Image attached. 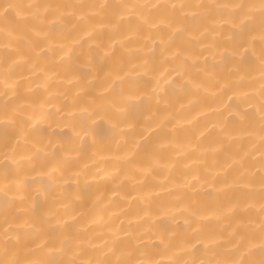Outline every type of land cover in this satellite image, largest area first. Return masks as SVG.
Segmentation results:
<instances>
[{
    "label": "snow or ice",
    "instance_id": "obj_1",
    "mask_svg": "<svg viewBox=\"0 0 264 264\" xmlns=\"http://www.w3.org/2000/svg\"><path fill=\"white\" fill-rule=\"evenodd\" d=\"M0 36L4 38L0 120L14 125L24 118L26 108L31 109L17 145H4V159L15 155L21 140L34 149L21 158L29 166L23 180L10 171L13 164L18 169L20 161L3 165L0 198L15 211L5 214L0 264H264V0L135 4L0 0ZM69 40L71 46L65 43ZM85 45L88 52L103 48L108 57L119 46L126 49L127 59L102 75L91 68L84 72L80 57L88 53L76 49ZM150 45L155 46L154 61L159 49L163 57L159 67L170 69L166 74L150 75L149 61L141 59ZM54 48L64 55L45 71L42 60ZM20 64L41 77L38 88L48 91L49 81L67 87L39 104L24 102L9 84ZM144 77L153 85L151 93L140 86ZM166 90L192 97L188 105L198 103L201 109L210 108L209 98L220 107L227 98L229 119L193 129L180 144L177 128L192 124L195 117L181 122L170 113L157 119L148 101L155 98L159 105L166 100ZM52 108L55 112L49 111ZM101 114L115 121L121 139L128 137L123 155L116 157L124 170H117L112 194L137 200L140 207L135 226L128 220L125 227L120 216L116 225L111 215L107 221L101 215L108 235L97 245L84 239L86 229L76 227L83 212L71 208L74 202L62 192L65 174L85 176L86 161L98 155L94 145L74 143L79 137L75 129ZM57 115L74 136L53 139ZM33 134L38 137L35 144ZM185 149L196 154V166L177 180L171 175L175 165L165 156L186 154ZM162 171L169 173L163 182L156 180ZM149 179L154 183L142 194L139 189ZM126 185H132L136 194L121 196ZM202 190L208 199L200 198ZM104 211L111 212L107 206ZM178 215L184 222L179 233L154 231L158 217L175 220Z\"/></svg>",
    "mask_w": 264,
    "mask_h": 264
},
{
    "label": "bare ground",
    "instance_id": "obj_2",
    "mask_svg": "<svg viewBox=\"0 0 264 264\" xmlns=\"http://www.w3.org/2000/svg\"><path fill=\"white\" fill-rule=\"evenodd\" d=\"M23 2H31V0H23ZM56 2L80 4L96 3L98 0H56ZM99 2L135 4L148 2V0H99ZM151 2L166 3L169 2V0H151ZM181 2L215 3L221 2V0H181ZM245 2L255 3L257 0H245ZM99 22L106 23L104 20ZM105 35H107V32H105ZM65 43L71 46L70 40L65 41ZM3 44L4 38L3 36H0V92L4 91L2 65ZM152 47L155 46L150 45L148 48L144 49V52L140 54L141 59H147L149 61V65L152 68L150 75L158 73L166 74L170 69L167 65L164 67H159L158 62L163 59V57L160 56L159 49L156 51L155 61L153 60L151 51ZM76 51L77 53H88L86 56L81 55L80 57L81 63L84 65V72H88L91 68L95 70L94 74L98 72L100 75H102L104 71L115 70L121 62H124L127 59L126 49H121L119 46L115 47L114 55L111 57L105 55L103 48L93 52H88V45H85L83 49L77 48ZM63 55V52H57V50L54 48L47 54V57L42 60L44 70L47 71L48 68L52 67L54 62L58 61ZM165 55H167V53H165ZM137 62L138 61L133 60V63ZM133 75L135 76V73H133ZM169 78L171 79L172 77ZM87 79H91V77H87ZM40 80L41 77L37 74H33L29 65L20 64L13 70L9 84L15 88L16 93L19 94V96L22 98V101L35 102L36 104L49 99L50 95L54 97L57 92L63 91L65 87H67V85L62 82L49 81L47 85L48 91H45L44 88L37 87V85L40 83ZM147 80L148 77L142 78L140 80V86L146 87L149 93H151L153 85L147 84ZM160 83L161 87H163V80H161ZM10 98L15 99L14 97ZM190 98L192 97H186L184 93H180L178 96H176L172 95L170 90H166V100L161 99L159 105L156 104L155 98L148 101V103L151 104L157 119H164L168 117L170 113L177 115L181 122L185 117L187 119H192L195 117V119H192V124H183L182 127L177 128L176 138L177 142L180 144L185 143V137L190 136L193 129L203 130L205 127L209 126V121L229 119V113L226 111V109L230 101H228L227 98H225L223 101V107H220V105H218L214 100L209 98L208 104L210 105V108L205 109H201L198 103L188 105V99ZM180 103H184L185 107L183 109L180 108ZM0 106H2V100H0ZM217 108H219V111L212 110ZM49 111L55 112V109L52 108L49 109ZM201 111L203 114H198ZM29 115H31V109L26 108L24 118L22 120L17 119L14 125L6 126L5 123L0 120V180H2L3 165L5 163L12 164L13 160L20 161V166L18 169L15 164H13L12 168L10 169L11 172L18 173L17 178L19 180H23L26 173H28L29 166L21 158L26 154L27 151L34 150L32 149V144L26 145L21 140L15 155L9 153L11 159L8 161H5L4 159V153L6 151L4 145L6 143L17 145V137L20 134L21 128L26 127L24 121L28 119ZM53 119L55 121L52 127V131L54 132L53 139H57L62 136H74L72 129L65 124L62 116L57 115ZM114 123L115 121L101 114V116L92 117V119L88 121L86 127H76L75 130L79 132V137L75 139L74 143L78 145L81 142L86 141L89 144L95 146L96 150H98V155L93 157L91 160L86 161L89 164V169L85 176L77 177L73 176L70 172L66 173L64 177L66 182L63 184L62 196L65 197L67 201L74 202L71 203V208H75L83 212L82 216L77 217L78 223L76 227L86 229V232L84 233V239L97 245L101 244L103 237L108 235L107 228L104 226V221L100 220L101 215L104 216L105 221H107L111 215V219L116 225L119 224V220L116 217L120 216L125 220V227L127 226L128 220H132L133 226H135L137 223L135 213L140 207L139 201L132 200L130 197H128L130 192L132 195L136 194L132 190V185H126L121 190V196L128 197L127 199L122 200L120 197L114 196L112 194L113 178L117 170H124L123 161L117 160L116 157L123 155L124 143L125 140L128 139L127 136H125L124 139H121L120 130L113 127ZM46 134L47 133H44L42 135ZM37 139L38 137L33 134L32 143L35 144ZM201 141L205 143L207 142L205 137H202ZM185 152L186 154L183 155H176L173 153L170 157L168 155L165 156V159H170V162L175 165V167L171 170V175L177 180L183 173L190 171L196 166L193 162L196 158V154L188 151L187 149H185ZM209 163H211V160ZM186 165L188 167H185ZM82 166L83 165L81 164L80 167L82 168ZM168 175V172L162 171L157 174L156 180L163 182L165 177ZM152 183H154V181L151 179L145 181V188L139 189L142 194L146 195V189ZM77 197L79 198L78 200ZM161 197L166 198L167 193H161ZM200 198L208 199V196L204 190L201 191ZM153 199H157V197L153 196ZM96 201H99V203H95ZM105 206H107L111 212L104 211ZM14 211L15 209L6 207L3 199L0 198V233H2L4 227H7V225L4 224L5 214L8 213L11 216ZM64 219H68V217L65 216ZM94 220L97 221V223H92ZM183 226V219L179 215L175 220L171 218L158 217L154 222V231H175L179 233L183 229Z\"/></svg>",
    "mask_w": 264,
    "mask_h": 264
}]
</instances>
